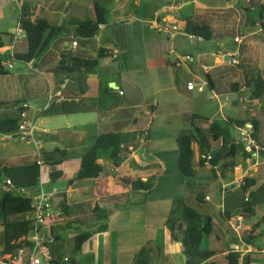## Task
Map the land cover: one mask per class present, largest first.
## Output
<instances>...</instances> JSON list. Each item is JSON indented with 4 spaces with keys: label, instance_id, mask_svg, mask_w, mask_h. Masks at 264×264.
<instances>
[{
    "label": "crops",
    "instance_id": "crops-1",
    "mask_svg": "<svg viewBox=\"0 0 264 264\" xmlns=\"http://www.w3.org/2000/svg\"><path fill=\"white\" fill-rule=\"evenodd\" d=\"M3 1L8 0H0V11ZM90 1L95 0H31L36 9L33 18L48 12L55 3L81 6L55 12L58 22L68 25L38 59L18 67L5 58L0 63L4 71L0 74V120L14 118L21 104L28 103L27 120L34 125L41 145L37 150L34 144L20 142L24 145L15 147L0 140V150H4L0 165L40 160L43 153L54 150L64 153L52 155V159L62 157L57 167L60 176L54 182L49 166L41 159V169L46 170L41 181L40 169L38 190L54 192L55 216L45 231L52 264H136L138 260L144 264H188L182 244L172 239L166 226L178 198L211 217L208 237L214 243L208 249L217 253L212 261L222 264L228 249L237 247L241 257L250 254V264H264V237L253 245L242 239L254 222L264 217V152L248 158L237 154L231 161L234 166L221 170L223 161L213 168L207 160L201 163L205 156L194 144L195 175L186 179L178 169L177 144L193 123L207 128L213 121L233 119L246 121L245 127L251 129L250 121L255 122L254 141L264 148V94L251 98L257 74L264 80L260 19V15L264 17V0L98 2L105 8V23L94 37H77L76 23L94 15L92 9L90 17L87 9ZM189 23L206 27L211 37L188 32ZM11 29L8 43L14 47L5 45L2 50L9 57L26 49L25 45L16 48L25 40L24 35L17 37L22 34L17 20ZM237 36L240 42L234 41ZM72 42H77L76 46ZM100 50L105 56L90 72L59 69L62 56L95 59ZM233 55L238 64L231 63ZM191 81L204 82V91L188 90ZM57 92L66 99L50 101L49 95ZM14 102L18 104L12 107ZM194 115L207 120L194 121ZM237 128L230 132L241 143ZM103 134L118 137V155L110 157V150L101 151L99 175L75 179L82 157ZM221 146L220 140L213 144L216 151H221ZM207 172L212 178L205 181L210 193L202 191L199 180L201 173ZM246 177L255 179L251 190L260 195L262 204L255 208L253 218L244 217L240 209L248 193L242 197L238 187ZM127 178L151 179L152 187L143 191L132 188L124 182ZM0 189L6 190L5 180ZM199 193L202 201L196 198ZM33 217L32 211L18 215L19 220L32 221ZM232 225L239 227V235ZM0 230L1 251L3 227ZM84 232L91 235L74 253V238Z\"/></svg>",
    "mask_w": 264,
    "mask_h": 264
},
{
    "label": "trees",
    "instance_id": "trees-1",
    "mask_svg": "<svg viewBox=\"0 0 264 264\" xmlns=\"http://www.w3.org/2000/svg\"><path fill=\"white\" fill-rule=\"evenodd\" d=\"M94 15L90 19L83 20L76 23L75 36L81 38L94 37L99 27L105 23L104 15L105 8L97 1L90 3ZM81 6L80 3H55L48 12L33 18L35 7L29 1H22L19 3V18L17 20L18 30L24 35L25 52H14L12 58L20 62L29 63L38 59L44 51H46L54 40H56L63 32L64 27L68 22L60 23L56 19L55 12L61 11L66 13L71 7ZM71 11V10H70ZM262 20L261 25L264 27V17L260 15ZM191 26L188 32L209 39L211 36L206 31V27H199L189 23ZM5 44L0 38V63L4 57H9V54L2 53ZM105 56L103 50H100L97 58L85 59L81 57L62 56L59 62V69L66 72H90L98 65L100 59ZM3 68L0 64V74H3ZM254 86L251 92L252 99H259L264 94V80L260 74H257L252 81ZM14 102L12 107L17 106ZM195 120L201 117L194 115ZM252 124L251 136L256 140L255 136V122ZM21 124L20 108L18 114L14 118L0 120V133H11L19 130ZM246 121L227 119L225 122L213 121L207 128L201 127L193 123V128L190 132L182 134L177 139L179 148L178 169L189 179L195 175L193 169L194 144L199 148L204 159H200L201 163L206 160L213 167H216L220 162H224L221 170L232 168L233 158L240 154L243 158L251 156V152L246 150L245 143L241 141L236 142L232 137L230 129L232 127H245ZM221 141L222 150L216 151L213 144ZM119 139L114 134H103L97 137L96 142L92 148L82 157L80 166L76 172L75 179L84 180L92 179L99 175L102 171L99 163L101 151L110 150V157H115L120 151ZM214 153L215 155H212ZM61 155L63 152L54 150L50 154L43 153L42 160L44 164L49 166L50 180L54 182L59 176L60 171L57 169L61 158L52 159V155ZM208 157H210L208 159ZM43 164V163H42ZM42 164L38 163V157L31 159H20L17 163L10 165H0V183L8 179L14 187L11 191H3L0 194V226L3 227V244L0 251V256L4 254H14L17 250H29L31 242L29 241L30 233L33 229L31 220H19L18 215L32 211V191H38L40 182V169ZM124 182L130 184L132 188H142L150 190L152 187V180L148 179L142 182L139 179L131 178L124 179ZM255 184V179L244 178L238 187V191L242 197L247 193L244 202L241 206V213L246 218L255 217L257 211L255 208L262 204H255L250 201L253 195L251 188ZM26 189H29L26 192ZM36 191V192H37ZM197 200H203V194H197ZM264 217L256 220L251 229L242 236L243 241L248 245H253L258 238L264 237ZM166 226L171 232L173 240L179 241L184 249V254L189 257L188 264H218L212 261V257L217 253L210 249H201L202 238L210 235L212 231V219L210 216L199 214L193 208L187 206L182 198L175 199L172 204L169 216L166 221ZM91 233H79L74 238L73 252L80 250L82 244L90 237ZM143 253V252H142ZM141 253V254H142ZM140 254V255H141ZM143 255V254H142ZM53 262V261H52ZM58 264L57 261H54ZM144 264L143 260H138L136 264ZM250 254H245L241 257V253L236 248L228 249L226 255L223 257L222 264H250Z\"/></svg>",
    "mask_w": 264,
    "mask_h": 264
},
{
    "label": "built area",
    "instance_id": "built-area-1",
    "mask_svg": "<svg viewBox=\"0 0 264 264\" xmlns=\"http://www.w3.org/2000/svg\"><path fill=\"white\" fill-rule=\"evenodd\" d=\"M172 1V0H167ZM240 36L234 38L235 42H240ZM77 42H72L73 46H76ZM232 64H238L236 55L231 57ZM11 68L10 64H2ZM205 83H195L193 81L187 83L188 90H196L203 92ZM121 93V92H120ZM63 100L66 99L62 92H57L49 95V100ZM29 104L24 102L21 104L20 117L21 124L19 130L11 133H0V140L12 141V142H24L26 144H34L37 150L41 148L40 142L36 140L34 135V125H31L27 120V109ZM238 139L245 143L247 149L253 153L256 157L264 152V148L256 144L251 136L250 127H238ZM40 155V153H39ZM210 157H208L209 159ZM39 164H42V160H38ZM5 191H11L14 187L11 185L8 179L5 180ZM54 192L39 189L32 196V212L34 217L32 219L33 229L29 236L31 247L29 250L19 249L14 254H6L0 257V264H52V257L49 248L46 244V230L48 229L49 221L55 216L52 210V200ZM233 229L239 235L238 226H233ZM238 251V250H237ZM66 260V259H65ZM24 261L26 263H24Z\"/></svg>",
    "mask_w": 264,
    "mask_h": 264
},
{
    "label": "rangeland",
    "instance_id": "rangeland-1",
    "mask_svg": "<svg viewBox=\"0 0 264 264\" xmlns=\"http://www.w3.org/2000/svg\"><path fill=\"white\" fill-rule=\"evenodd\" d=\"M19 1L22 2V1H28V0H16V1L15 0H8L6 3L3 1L4 6L2 8V11H0V38L3 40L5 45H8V47H11V46L14 47V44L11 45V44L8 43V41H9V36L13 35L11 27L15 26L16 20H18V18H19V11H20V8L18 6ZM95 1L102 3V2H106V1L109 2V1H112V0H95ZM29 2L31 3V0ZM90 2H93V1H90ZM87 9L90 12V17H91V15H92L91 6H89ZM22 36H23V34L17 35V37H19L20 39H22L21 38ZM21 45L24 46L25 45V41H24V43L20 42V44H18V46L16 48L19 50ZM4 58H5L6 61L10 62L14 67H18V66L22 65V62L17 61L16 59H14L12 57H8L7 56V57H4ZM8 142H10V144L14 145L15 147L17 145H19V143H20V142H12V141H8ZM23 143H20V145H24ZM3 152H4V150L3 151L0 150V155H2ZM195 157H198L197 152H196ZM45 170H46L45 168L41 169V181L43 180V176H44ZM210 177L211 176H210V174H208V172L207 173H201V177L199 179L201 181L200 185L202 186L201 187L202 191L205 192V193H210L211 192V188L208 187L207 185H205V181L206 180H208V179L211 180L212 179ZM1 193H2V190L0 189V194ZM259 198H260V195L258 193H253L252 197L250 198V201L253 202L254 204H259V202H260ZM238 212L239 211H234L233 213H238ZM1 239H2V231L0 230V241H1ZM212 243H214V242L211 240V238H209L208 236H205V237L202 238V242H201L200 248L201 249L212 248ZM71 256H73V254Z\"/></svg>",
    "mask_w": 264,
    "mask_h": 264
},
{
    "label": "water",
    "instance_id": "water-1",
    "mask_svg": "<svg viewBox=\"0 0 264 264\" xmlns=\"http://www.w3.org/2000/svg\"><path fill=\"white\" fill-rule=\"evenodd\" d=\"M26 191H29V189H26ZM142 191H143V189H142Z\"/></svg>",
    "mask_w": 264,
    "mask_h": 264
}]
</instances>
